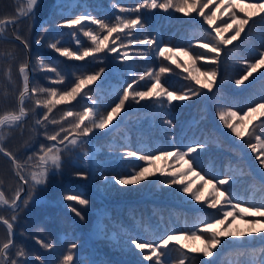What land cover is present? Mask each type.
Instances as JSON below:
<instances>
[{"label": "trees", "instance_id": "obj_1", "mask_svg": "<svg viewBox=\"0 0 264 264\" xmlns=\"http://www.w3.org/2000/svg\"><path fill=\"white\" fill-rule=\"evenodd\" d=\"M225 4L220 21L241 25L248 14ZM35 6L13 22L29 1L0 0V120L19 117L29 77L31 87L22 97L26 116L0 128V264L6 245L8 264H147L145 256L157 264H201L195 252L207 255L203 244L212 241L222 250L214 264H264V243L226 249L227 235L218 239L221 229H208L213 211L187 207L192 196L180 189L173 196L181 203L169 195L165 203L137 201L144 183L134 173L146 164L140 156L168 152L177 175L190 171L216 184L221 214L241 208L228 215L231 223L264 217V182L207 119L210 109L230 125L228 116L241 119L264 106V25L224 51L204 21L178 13L170 0ZM219 58L224 72L215 84ZM251 69L261 76L236 89ZM127 101L132 128L105 133V115ZM254 134L249 154L264 174V117ZM55 153L59 162H49ZM173 179L161 176L153 185Z\"/></svg>", "mask_w": 264, "mask_h": 264}, {"label": "rangeland", "instance_id": "obj_2", "mask_svg": "<svg viewBox=\"0 0 264 264\" xmlns=\"http://www.w3.org/2000/svg\"><path fill=\"white\" fill-rule=\"evenodd\" d=\"M212 1L214 0H170V4L174 5L175 10L178 13L189 14L192 12L191 16H195V18L201 20L202 22L204 21L208 26H206L205 28L209 33L212 34L213 38L216 39L217 43L219 44L220 50L224 51L228 47H233L238 44L240 40L248 37L251 32V27L264 25V19H262V14L264 12V3L257 7H244L243 5H240L238 1L229 0V7H238L240 10H243L248 14L246 18L242 17V22L240 23L241 25H239L240 20L238 21L233 18L235 23L234 27H231L230 25L225 26V24H223V21H220V18H222L224 12L221 9L219 10V7H221L222 5H226L225 0H216L213 5L211 3ZM207 20L209 24L206 22ZM217 67V72L214 75L215 84L221 80L220 76L224 72L221 58H219L218 60ZM260 76L261 74L259 73V71H256L255 69L249 70V75L245 77V79L243 80V84H240V86L238 85L236 89H240L251 84L253 80L259 78ZM129 106L130 103L127 101V104L124 103L122 106L114 108V110L109 111L105 115V122L103 127L105 133L111 132L115 130L116 127L121 125L132 128V124L127 120V116L130 114L129 108H132L134 106ZM208 114V121L211 123V125L214 126L218 133H220L224 137L223 140L230 146H234L240 150L242 158L246 160L248 166L254 172L255 176H257L261 181L264 182V174L262 170L257 166L256 161L251 158L248 147L250 143H253L255 140L257 141V139L255 138L256 135L254 134V129L259 122V118L264 117V106H257L249 115H246L241 119L238 118L234 120L235 118L232 115L228 116L227 119H231L230 125L218 123L217 117L210 109L208 111ZM222 114L223 113H220V116ZM260 143L264 145V141L261 140ZM170 156L171 154L167 152V154H153L150 158H146L144 156H140L138 158V160L141 159L142 161H145L144 163L146 164H140L139 167L134 169V173L136 174L135 178L138 177L140 179V181H137V183H141V181H143L144 183L141 192L136 196L138 197L137 201L154 200L156 202L165 203L168 201V197L166 196L169 195L172 196L169 198V200H174V203H181V200L178 197L173 196L174 189H180L181 195L192 196L191 200H188L186 202L187 207H195L196 209L200 208L204 211L207 209L213 211V214H215L217 218L211 222V225L208 227V229H221V232H218V230L216 231V233L218 232V235L215 237L218 239H220V236L224 237L227 235L224 238V243L222 244L224 245V247H227L229 243L233 244V246L235 247L247 246L256 242L264 243V217L262 215L252 217V222L249 226H247L248 222H240L239 220H234V222L231 223V221H229L228 215L231 216L234 211H240L241 208L235 207L227 214H221L219 211H221L222 208L219 207V205L222 204L220 202L222 194L217 193L216 184L212 183L211 181L200 182V177H195L194 172L190 171H179L178 173H183L184 175H177L174 172L176 165L174 167L173 162L168 160ZM59 160L60 159L58 158V155H56V153L54 157H48L49 162L54 161L57 163L59 162ZM172 174L174 175V179L171 182L164 184V186L162 185L163 183H159L160 187L153 185L154 180H159L161 176H166L167 179L170 180ZM133 186H136L135 183H133ZM39 200L40 198L35 195V202H38ZM246 211L249 212L250 210ZM240 226L243 227V230H238V227ZM181 239L182 237H180V240ZM195 242L199 246H201L200 241ZM203 246H208L209 253L205 255L203 252H195L197 260L201 264H214L218 256L222 253L221 246H218L216 244V241H212L207 244L204 243ZM126 258L127 260H130V258H135L134 260H138L139 262L141 260L138 256L135 255H129ZM7 260L9 263L8 257ZM143 260L148 261L147 264H157L156 257L152 258L151 256H145Z\"/></svg>", "mask_w": 264, "mask_h": 264}, {"label": "water", "instance_id": "obj_3", "mask_svg": "<svg viewBox=\"0 0 264 264\" xmlns=\"http://www.w3.org/2000/svg\"><path fill=\"white\" fill-rule=\"evenodd\" d=\"M28 1H29V3H30V9H29V11H28L27 13H25V14L19 16L18 18L12 20L13 22H17V21H20V20H22V19H25L26 17L30 16V14L34 11V9H35V7H36V6H35V4H36V0H28ZM0 35H2V34H1V30H0ZM28 70H29V74H30V73H31V72H30V67L28 68ZM29 83H30V77H29L28 80H27V83H26V86H25L26 88L24 89V91H23V95H22L21 98H20V102H19V113H18V116H19V117L5 116L4 118H2V119L0 120V128H1L2 126L6 125L7 123H14V122H16V121H20V120H22V119L26 116V114L24 113V111L21 109V103H22V97H23L24 95H25V96H28L29 93H30V91H31V87H29ZM7 157H8V156H7ZM11 162H12V164H13L14 167H15V164H14L13 160H12ZM15 169H16V168H15ZM24 191H25V187L23 188L22 192H21L19 195H17V197L15 198V201H14V202H15L16 206L18 205L19 199H20L22 193H24ZM0 197H1V201H2V202H5V201H4V198L2 197L1 194H0ZM8 228H9V230L12 232L11 227L8 226ZM12 237H13V234H12ZM10 244H12V239H11V241L9 242L8 245H10ZM6 247H7V245H6L5 247H3L2 250H1V254H2L4 260H5V264L8 263L7 257H6L5 252H4V249H5Z\"/></svg>", "mask_w": 264, "mask_h": 264}]
</instances>
